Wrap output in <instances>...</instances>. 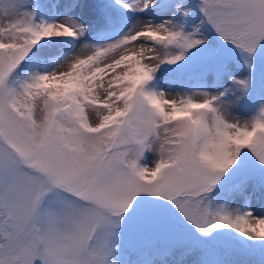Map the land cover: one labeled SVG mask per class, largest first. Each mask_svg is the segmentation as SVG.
<instances>
[{"label":"snow or ice","instance_id":"obj_1","mask_svg":"<svg viewBox=\"0 0 264 264\" xmlns=\"http://www.w3.org/2000/svg\"><path fill=\"white\" fill-rule=\"evenodd\" d=\"M264 264V0H0V264Z\"/></svg>","mask_w":264,"mask_h":264},{"label":"rangeland","instance_id":"obj_2","mask_svg":"<svg viewBox=\"0 0 264 264\" xmlns=\"http://www.w3.org/2000/svg\"><path fill=\"white\" fill-rule=\"evenodd\" d=\"M250 258L253 260L254 264H259L260 261L259 250L258 249L254 250Z\"/></svg>","mask_w":264,"mask_h":264}]
</instances>
